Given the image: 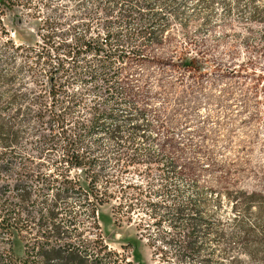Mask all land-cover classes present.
Masks as SVG:
<instances>
[{"label": "trees", "instance_id": "trees-1", "mask_svg": "<svg viewBox=\"0 0 264 264\" xmlns=\"http://www.w3.org/2000/svg\"><path fill=\"white\" fill-rule=\"evenodd\" d=\"M38 2L55 17L43 24L44 44L36 49L15 42L3 24L17 0H0V264H134L128 246L111 248L102 232L98 213L111 201L116 216L140 213V238L161 264H264V194L226 193L230 214L210 220L196 198L182 202L175 183L185 173L141 147L149 136L134 133L147 131L145 112L122 86L126 65L149 62V52L166 46L172 23L191 20V7L208 12L204 26L217 6L221 19L236 10V20L264 26V0ZM253 39H242L246 49ZM197 46L186 36L172 51L184 56ZM187 61L180 67L196 69L194 59ZM23 70L38 88L34 94ZM29 113L48 132L33 152L20 149ZM103 136L116 150L102 149ZM132 167L145 184L123 181ZM48 168L57 175L43 173Z\"/></svg>", "mask_w": 264, "mask_h": 264}, {"label": "rangeland", "instance_id": "rangeland-1", "mask_svg": "<svg viewBox=\"0 0 264 264\" xmlns=\"http://www.w3.org/2000/svg\"><path fill=\"white\" fill-rule=\"evenodd\" d=\"M44 6L38 0H17L6 11L3 24L15 42L36 49L44 44L43 24L55 17ZM186 13L191 20L185 27L173 22L166 46L149 52V62L126 65L122 86L129 90L134 106L145 112L147 131L134 133L149 136L147 141L141 140V147L147 144L151 152L161 154L168 167L176 166L185 173L175 183L182 190L181 201L196 198L206 219L226 218L230 214L226 193L264 194V40L259 39L264 26L236 20V10L221 19L220 6L207 26L203 25L207 11L191 7ZM186 36L197 41L199 52L173 53L185 44ZM246 36L254 37L250 44L257 50L246 49L242 41ZM189 59L195 60L196 69L180 67ZM20 77L33 94L38 90L30 83L29 72L23 70ZM123 125L128 127L126 122ZM20 134V149L33 152L40 134L48 132L30 117ZM100 143L104 150H116L104 136ZM131 169L123 181L145 184V176L134 171L135 167ZM43 170L57 175L53 168ZM20 178L27 182L21 169ZM4 183L1 178L0 184ZM115 206L111 201L98 213L108 245L118 251L128 246L134 264H161L147 241L140 238L136 223L140 213L133 210L129 220L116 216ZM14 252L17 256L24 253L21 236L14 240Z\"/></svg>", "mask_w": 264, "mask_h": 264}]
</instances>
